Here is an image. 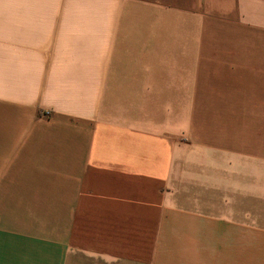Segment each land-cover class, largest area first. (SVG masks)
<instances>
[{"label": "crops", "instance_id": "crops-1", "mask_svg": "<svg viewBox=\"0 0 264 264\" xmlns=\"http://www.w3.org/2000/svg\"><path fill=\"white\" fill-rule=\"evenodd\" d=\"M0 264H264V0H0Z\"/></svg>", "mask_w": 264, "mask_h": 264}, {"label": "built area", "instance_id": "built-area-1", "mask_svg": "<svg viewBox=\"0 0 264 264\" xmlns=\"http://www.w3.org/2000/svg\"><path fill=\"white\" fill-rule=\"evenodd\" d=\"M46 114H48L47 112H45Z\"/></svg>", "mask_w": 264, "mask_h": 264}]
</instances>
